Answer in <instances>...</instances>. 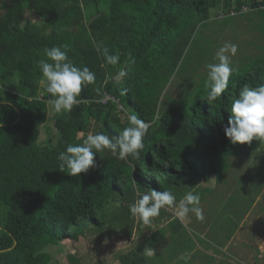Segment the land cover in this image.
Returning <instances> with one entry per match:
<instances>
[{"label": "trees", "instance_id": "obj_1", "mask_svg": "<svg viewBox=\"0 0 264 264\" xmlns=\"http://www.w3.org/2000/svg\"><path fill=\"white\" fill-rule=\"evenodd\" d=\"M217 12L233 22L208 27ZM248 22H256L253 29ZM202 27L206 37L190 56ZM236 28L246 32L239 39L230 33ZM94 41L118 53V65H106ZM222 41L238 46L234 71L228 89L209 105L206 65L217 62ZM64 45L72 62L97 79L82 89L85 102L56 114L47 93L33 97L43 90L44 48ZM246 83L264 84V0H0V264H50L47 246L76 243L80 228L128 234L136 221L129 205L138 192L172 191L177 203L188 191L199 193L227 170V159L252 151L256 142L232 144L224 133L231 101ZM127 112L155 120L138 160L120 161L105 150L80 177L59 171L60 152L82 144L89 132L118 137ZM171 209H161L153 221L168 218L174 225ZM144 241L164 248L169 239L159 229ZM140 252L117 259L145 264ZM74 257L68 255L71 264Z\"/></svg>", "mask_w": 264, "mask_h": 264}, {"label": "rangeland", "instance_id": "obj_2", "mask_svg": "<svg viewBox=\"0 0 264 264\" xmlns=\"http://www.w3.org/2000/svg\"><path fill=\"white\" fill-rule=\"evenodd\" d=\"M215 16L208 27L218 28L221 23L233 22L232 19L218 18V12ZM26 18L36 20L33 13H27ZM254 24L256 22H248L247 27L253 29ZM204 31L205 27H202L197 34L190 56L199 53L201 38L207 34L203 35ZM241 32L244 31L236 28L230 33L239 39L243 36ZM231 34L226 38L232 42ZM228 41H222V46ZM41 132H45L44 127ZM44 137L42 133L39 141ZM251 149L227 159V170L203 184L204 190L201 188L199 192H204L203 220H198L192 214L180 219L171 209V217L177 219L171 221L174 225H170L168 218L158 224L153 221L148 226L136 219L134 227L128 229L125 235L113 234L117 231L108 229L100 232L94 227L96 234L93 235L91 226L80 228L82 236L76 243L63 240L57 247L47 246L46 251L52 257L50 264H71L68 255H75L76 264H121L117 259L120 254L144 252L147 245L145 237L159 229L169 239L168 245L164 248L154 247L155 256H147L145 264H243V256H248L246 251H255L252 260L257 261L254 246L258 243L254 236L264 235V228H258L259 223H264V142L256 141ZM113 211L114 208H110L108 213ZM186 251L191 253L190 261L181 259Z\"/></svg>", "mask_w": 264, "mask_h": 264}, {"label": "clouds", "instance_id": "obj_3", "mask_svg": "<svg viewBox=\"0 0 264 264\" xmlns=\"http://www.w3.org/2000/svg\"><path fill=\"white\" fill-rule=\"evenodd\" d=\"M97 53L108 66H116L120 62L119 54L110 53L103 42H93ZM67 46L45 47L43 50L46 59L39 61V70L42 79V91L33 99L39 100L44 93L48 94L47 104L56 114L70 113L75 106L85 102L81 98L82 89L96 82V74L87 66L77 67L68 56ZM238 46L225 43L215 53V63L206 65V87L209 89L206 102L212 105L229 87V79L233 74L232 57L237 54ZM121 76L123 73L120 74ZM118 79V78H117ZM99 91V89H96ZM231 116L228 125L224 128L226 138L232 144L251 145L255 141L264 142V84L252 86L244 84L238 94L231 101ZM127 126L118 137L103 132H89L82 144L69 145L66 150L57 156L58 168L62 173L71 177H80L90 169L96 167L97 153L109 151L113 157L125 161L129 157L134 160L140 158L145 148L144 140L151 123L145 122L133 112L126 113ZM78 135H84L79 133ZM134 170V169H133ZM155 176V175H154ZM139 188V186L133 182ZM138 198L129 205V213L134 218L148 226L153 218L159 216L161 209L172 208L175 215L183 219L189 214L198 220L204 219V210L200 206L201 197L198 192L188 191L177 203L172 191H157L147 189L137 193ZM143 255L153 257L154 250L148 246ZM181 259L191 260V253L184 252Z\"/></svg>", "mask_w": 264, "mask_h": 264}, {"label": "crops", "instance_id": "obj_4", "mask_svg": "<svg viewBox=\"0 0 264 264\" xmlns=\"http://www.w3.org/2000/svg\"><path fill=\"white\" fill-rule=\"evenodd\" d=\"M263 226H264L263 222L259 223V225H258L259 230L264 228ZM254 240L256 241V243H258L256 245V247L254 246V248L257 249V258H256L257 261L252 260V258L254 257V252L255 251L254 252H251V251L249 252V251L244 250V251H246L248 253V256H245V255L243 256V258L245 260L243 262V264H264V235L263 236L255 235L254 236ZM206 253H208V251H206ZM155 254H156V252H154V255ZM246 258H247V260H246ZM258 260H261V261H258Z\"/></svg>", "mask_w": 264, "mask_h": 264}, {"label": "water", "instance_id": "obj_5", "mask_svg": "<svg viewBox=\"0 0 264 264\" xmlns=\"http://www.w3.org/2000/svg\"><path fill=\"white\" fill-rule=\"evenodd\" d=\"M95 17L91 18L89 23L94 19ZM82 97H84V90H82Z\"/></svg>", "mask_w": 264, "mask_h": 264}, {"label": "built area", "instance_id": "obj_6", "mask_svg": "<svg viewBox=\"0 0 264 264\" xmlns=\"http://www.w3.org/2000/svg\"><path fill=\"white\" fill-rule=\"evenodd\" d=\"M246 9V8H245ZM109 99V97H106L102 102H106V100H108Z\"/></svg>", "mask_w": 264, "mask_h": 264}]
</instances>
